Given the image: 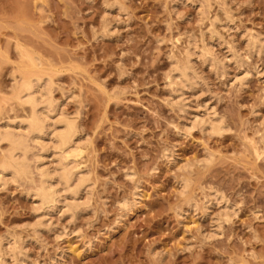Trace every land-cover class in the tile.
<instances>
[{
    "label": "rangeland",
    "instance_id": "obj_1",
    "mask_svg": "<svg viewBox=\"0 0 264 264\" xmlns=\"http://www.w3.org/2000/svg\"><path fill=\"white\" fill-rule=\"evenodd\" d=\"M26 52L86 182L48 210L36 165L0 181V264H264V0H0V124L29 113Z\"/></svg>",
    "mask_w": 264,
    "mask_h": 264
},
{
    "label": "bare ground",
    "instance_id": "obj_2",
    "mask_svg": "<svg viewBox=\"0 0 264 264\" xmlns=\"http://www.w3.org/2000/svg\"><path fill=\"white\" fill-rule=\"evenodd\" d=\"M201 3L203 5V2ZM190 43L188 44L189 45L188 48L186 47L187 49H186L185 58H187L186 59L187 65L184 64L185 66H182V68H176L175 72L177 71V74L175 75L174 74L171 75L172 73L170 74L171 75L169 77L170 83L173 84L175 83L184 84L185 82L188 83L187 82L188 77L190 78V76H188V73L189 74L191 73L188 72V70L192 69L190 68L191 67L190 65L192 64L190 58H192L193 56L194 51L192 49L194 48L193 46H195V45L191 46L192 44ZM24 58L27 59V62L29 64L26 65L23 68V70L21 69L22 74H20L21 75V78L19 79L20 82L14 85L13 94L11 95H12V99H15L20 105L29 106V113L27 117H25V119L24 118L12 119L10 117L11 119H7V120L5 119L6 121L0 124V143L7 142L9 146L8 150H6V152L5 151L3 152L4 153L3 159H1L2 163L0 165V181L3 180L5 183L6 180L5 178H7V175H9L8 177H10V180L12 181L13 180L17 181V179L20 180L31 179V181H34L35 178L32 180L34 176L33 174L35 173V170H37L40 179H39V183L36 180L35 181L38 183V186H36L37 188L30 190L29 192L31 191L33 192L31 193L37 199L38 203L36 204H38L40 208H45L49 210L50 208L52 209V207H54L58 202L65 203L66 206L67 205L66 201L68 198L67 193H69L68 196L71 195V198H73L71 199L70 202L72 201L75 202L74 200L77 191H80L79 189H82L81 187L83 186L85 187L84 184L86 182L85 180L86 177H82L83 173L80 170H78L79 168V167L77 168L78 165L76 166L77 158L81 157L83 149L80 148V144H79V140L81 142V139H79L80 137L78 133L79 128L77 127V124L74 122V120L72 121L71 119L70 120L67 119V117L60 116L63 114L60 115L57 114L58 112L55 109V107L57 106L55 104V101H53L54 98L52 97L53 88H51L50 86L52 84L49 82L48 79L49 77L46 79V83L43 86L42 82L44 83L45 80H43L42 78L43 76L40 77L37 74L38 71L36 72V69L39 67V59H37L38 57L26 52L24 53ZM193 80L191 79L192 82ZM181 87L183 88L182 85ZM205 115H207V118H200L201 116L200 117L198 116L199 117L198 119L197 118L196 120L193 119L192 122L194 123V125L195 123L196 126H198L197 124H203V126H206L208 124L210 128L208 130L219 133L225 131L224 130L225 128L222 125V121L213 118L214 116L211 117L209 112L207 113L205 112ZM1 122L3 121L1 120ZM194 125L192 124L193 127H196ZM33 143L39 144L41 148L40 151L38 150L39 151L38 154L35 153L36 154L35 156H34V152H32L33 150L31 151V148L35 149L37 147H35ZM259 148L257 150H259ZM30 151L33 155V158L35 159L33 158L31 159V157L28 158L29 155L31 156V154H29ZM48 155H50L51 157L55 156L56 158V161L54 159V161L56 162V163L54 162L56 164L54 168H48V166L45 165L44 160L47 157H50ZM32 160L33 161L36 160L37 164L35 162L32 164L31 163ZM32 165L33 166L36 165L35 170H33L34 167H32ZM215 197L216 199H218L217 196ZM61 199H63V201H61ZM128 204L125 202L124 206L128 207ZM68 205H72L73 208L75 207L73 206V203L72 204L70 203ZM1 242H0V258H2L1 256L3 253L8 251L6 250V248H4L5 244L3 245ZM4 260L5 259L3 257V259H1L0 261L4 263Z\"/></svg>",
    "mask_w": 264,
    "mask_h": 264
}]
</instances>
